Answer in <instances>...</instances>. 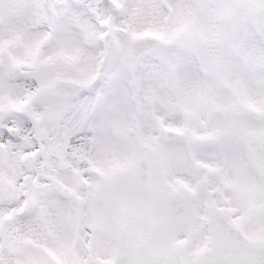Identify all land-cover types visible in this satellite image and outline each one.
<instances>
[{
    "label": "snow or ice",
    "instance_id": "1",
    "mask_svg": "<svg viewBox=\"0 0 264 264\" xmlns=\"http://www.w3.org/2000/svg\"><path fill=\"white\" fill-rule=\"evenodd\" d=\"M0 264H264V0H0Z\"/></svg>",
    "mask_w": 264,
    "mask_h": 264
}]
</instances>
